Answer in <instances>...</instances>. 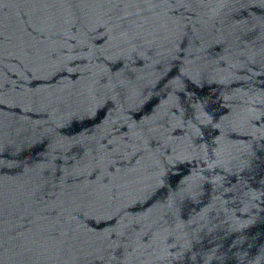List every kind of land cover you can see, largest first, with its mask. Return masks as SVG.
I'll list each match as a JSON object with an SVG mask.
<instances>
[{
	"label": "water",
	"instance_id": "obj_1",
	"mask_svg": "<svg viewBox=\"0 0 264 264\" xmlns=\"http://www.w3.org/2000/svg\"><path fill=\"white\" fill-rule=\"evenodd\" d=\"M0 264H264V0H0Z\"/></svg>",
	"mask_w": 264,
	"mask_h": 264
}]
</instances>
